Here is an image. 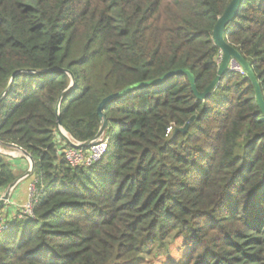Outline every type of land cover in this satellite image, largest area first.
I'll list each match as a JSON object with an SVG mask.
<instances>
[{"label": "trees", "instance_id": "1", "mask_svg": "<svg viewBox=\"0 0 264 264\" xmlns=\"http://www.w3.org/2000/svg\"><path fill=\"white\" fill-rule=\"evenodd\" d=\"M232 2L0 0V142L34 158L38 188L33 217L0 219V264H264L253 81L226 72L204 98L186 73L150 84L187 71L204 94ZM223 37L264 100V0H242ZM103 104L109 150L72 167L59 119L73 142L92 141ZM11 160L0 153V195L28 171Z\"/></svg>", "mask_w": 264, "mask_h": 264}, {"label": "water", "instance_id": "2", "mask_svg": "<svg viewBox=\"0 0 264 264\" xmlns=\"http://www.w3.org/2000/svg\"><path fill=\"white\" fill-rule=\"evenodd\" d=\"M241 1L242 0H233L232 4L230 5V7L228 8V10L225 12V14L220 18V20L218 21L215 30H214V41L216 43V45L221 49V51L223 52V60L220 66V71L218 74V77L216 78V80L211 84V86L207 89V91L204 94H199L197 93L196 90V86H195V79L194 76L192 74H190L187 71H178V72H174L171 74H168L166 76H164L163 78L156 80L154 82H151L150 84H156V83H161L162 81H164L165 79H167L168 77L178 74V73H186L189 75L190 80L193 84V89L196 92L197 96L199 98H204L206 97L216 86L217 84L220 82V80L222 79V77L225 75L226 72L228 71V65L231 61V59H236L238 62H240L242 64V66L245 68V70L247 71V74L249 75V77L251 78V80L253 81V84L256 88V94H257V98L261 107L262 112L264 113V100L262 97V92L260 89V85L259 82L252 70V68L250 67V65L242 58V56L233 48L231 47L225 40L223 37V31L225 29V27L232 22L237 14V11L239 10V7L241 5ZM22 73V71L17 72L16 74ZM28 73V72H27ZM15 74V75H16ZM72 86L74 85V78L72 79ZM141 85H136V86H132L129 89H127L126 91L114 96L117 97L119 95H123L124 93L134 90L138 87H140ZM6 96V93L4 95L1 96L0 98V103L3 101L4 97ZM109 98L108 100H106L104 102L107 103L109 100H111L112 98ZM104 104L99 108V114L101 116V118L103 119V126L100 130V132L98 133V135L96 136V138L92 141L86 142V143H75L73 142L70 137L68 136V134L65 132V130L62 127V124L60 122H58V126L62 132V134L64 135L65 138H67V140L69 141V143L71 144V146L73 148L76 149H89L90 147L96 145L97 143H99L106 131V127H107V121L104 117V115L102 114V108L104 106ZM59 110H60V105H59ZM195 120V118H192L186 125L184 128L179 129L178 131L186 133L190 127V124ZM3 144L0 142V153H2L3 155L6 156H12V154H7V152L5 150H2ZM10 148L12 149V151H14L15 155H13L12 157L14 158H23L28 160L29 162V169L27 171V173L20 177L16 182H14L6 191L5 194L1 197L0 199V210L3 209L7 203L10 202L11 199V195L13 193V191L17 188V186L20 184V182L31 178L34 175L35 172V161L34 158L27 153L26 151H24L23 149L13 146L11 145ZM2 150V151H1Z\"/></svg>", "mask_w": 264, "mask_h": 264}, {"label": "built area", "instance_id": "3", "mask_svg": "<svg viewBox=\"0 0 264 264\" xmlns=\"http://www.w3.org/2000/svg\"><path fill=\"white\" fill-rule=\"evenodd\" d=\"M223 60V55L221 57V62ZM228 71L239 73L243 76L247 75V71L242 66L240 62H238L236 59H231L229 65H228ZM109 150V144L107 141H101L97 143L96 145L90 147L87 151H84L82 149H76V148H68L63 152V155L65 157V160L75 168L78 167H90L96 163H98L108 152ZM38 197V188H37V182H31L28 187V196L27 201L22 207V210L19 211V214H16L12 216L11 218L18 217L20 219L26 218V217H33V206L36 202ZM1 219V218H0ZM9 220L8 218H6ZM5 220V221H7ZM2 221V219H1ZM4 221V222H5ZM3 223V221H2Z\"/></svg>", "mask_w": 264, "mask_h": 264}, {"label": "rangeland", "instance_id": "4", "mask_svg": "<svg viewBox=\"0 0 264 264\" xmlns=\"http://www.w3.org/2000/svg\"><path fill=\"white\" fill-rule=\"evenodd\" d=\"M2 150H4L3 148H1ZM1 150V151H2ZM6 152H7V154H12V156L13 155H15V153H14V151H8V150H5ZM12 156H9L8 155V157L9 158H11L12 160V164H13V168H15V166H16V164H17V162L16 161H18L19 159H22V158H14V157H12ZM29 169V167H26V169ZM22 172H23V170H22ZM35 178H36V175L34 174L31 178H28V179H26V180H24V181H22V182H20V184L17 186V188L16 189H18V190H21L22 188H25V189H27L28 187H29V184L31 183V182H34L35 181ZM5 194V192L4 193H2L1 195H0V199H1V197L3 196ZM26 201H27V197L25 196V199L23 200V201H17V203L15 204L16 206H15V208H13V212H15L16 214H19V211H21L22 210V207L24 206V204L26 203ZM8 205H9V203H7L6 204V206L3 208V209H1L2 211H1V213H0V218L2 219V221L4 222L5 220H7L6 218H8V215H7V213H5L6 211H4L5 210V208H8ZM15 209V210H14ZM15 215V214H14ZM14 215H12V216H14ZM12 216H9V220L8 221H11L13 218H11Z\"/></svg>", "mask_w": 264, "mask_h": 264}, {"label": "crops", "instance_id": "5", "mask_svg": "<svg viewBox=\"0 0 264 264\" xmlns=\"http://www.w3.org/2000/svg\"><path fill=\"white\" fill-rule=\"evenodd\" d=\"M23 159V158H22ZM22 159H19L15 166V170L17 171H22L20 168L18 167H21V168H25V165H26V162L25 160L23 161ZM27 164H29L28 160H27ZM25 196L27 197L28 196V188L25 189V188H22L21 190H18V189H15L11 195V199H10V202H9V205H8V208H5L4 211H6L5 213H7L8 216H12L15 214V212H13V208H15V204L17 203V201H23L25 199ZM15 210V209H14Z\"/></svg>", "mask_w": 264, "mask_h": 264}]
</instances>
